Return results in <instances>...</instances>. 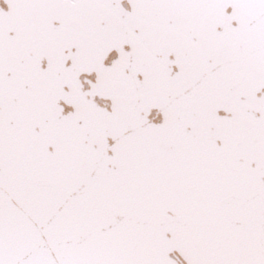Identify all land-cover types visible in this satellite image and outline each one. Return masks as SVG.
<instances>
[{
    "label": "snow or ice",
    "instance_id": "obj_1",
    "mask_svg": "<svg viewBox=\"0 0 264 264\" xmlns=\"http://www.w3.org/2000/svg\"><path fill=\"white\" fill-rule=\"evenodd\" d=\"M0 264H264V0H0Z\"/></svg>",
    "mask_w": 264,
    "mask_h": 264
}]
</instances>
